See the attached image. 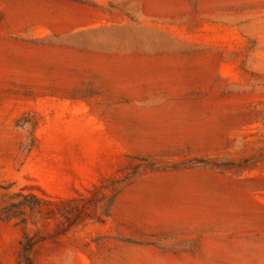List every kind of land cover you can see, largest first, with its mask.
I'll return each mask as SVG.
<instances>
[{"label": "rangeland", "instance_id": "1", "mask_svg": "<svg viewBox=\"0 0 264 264\" xmlns=\"http://www.w3.org/2000/svg\"><path fill=\"white\" fill-rule=\"evenodd\" d=\"M0 264H264V0H0Z\"/></svg>", "mask_w": 264, "mask_h": 264}]
</instances>
